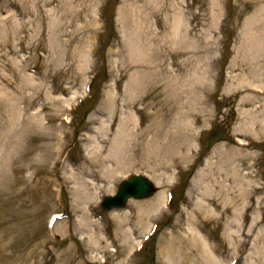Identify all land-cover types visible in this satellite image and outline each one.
<instances>
[{
    "label": "rangeland",
    "instance_id": "rangeland-1",
    "mask_svg": "<svg viewBox=\"0 0 264 264\" xmlns=\"http://www.w3.org/2000/svg\"><path fill=\"white\" fill-rule=\"evenodd\" d=\"M119 137L130 157L111 175ZM31 141L46 149L23 158ZM228 157L256 190L238 195ZM134 173L157 191L112 218L99 198ZM170 189L144 240L134 204ZM263 209L264 0H0V264H132L143 242L137 264H164L170 237L179 264H207L179 244L193 231L223 264H264Z\"/></svg>",
    "mask_w": 264,
    "mask_h": 264
},
{
    "label": "bare ground",
    "instance_id": "bare-ground-1",
    "mask_svg": "<svg viewBox=\"0 0 264 264\" xmlns=\"http://www.w3.org/2000/svg\"><path fill=\"white\" fill-rule=\"evenodd\" d=\"M137 45V44H136ZM136 45H134V47H130V52L132 54H135V51L137 53V47H135ZM138 55V54H136ZM16 68V67H15ZM26 77L25 78H30L29 76L25 75ZM10 81V80H9ZM16 88H18V85H16ZM16 88H14V92L16 91ZM10 96V95H9ZM8 101V99H7ZM13 102V101H12ZM33 118V116H32ZM127 118H124V120H122V123L123 124L125 121H126ZM31 119L28 120V124H27V127H30L32 125V123H29ZM129 120L128 123H130L132 121L131 118H128L127 121ZM27 122V121H26ZM12 127H14V123H11ZM30 125V126H29ZM122 126V125H121ZM122 128V127H121ZM52 138L55 140L54 144V155L56 156V159L57 161L61 158V150H60V147L62 146L61 144V138L59 136L58 133H55L54 135H52ZM35 143L33 141L30 142L29 145L25 146L22 150V157L23 158H26L27 156H29L31 154V152H33L35 150V148H38V150H42V151H45L46 149V146L45 144H42L40 146H35L34 145ZM149 149L153 150L154 151V147H150L149 146ZM116 152V158H115V164L113 165V167H109V166H105L104 167V170L105 172H109L111 173V175L114 173V171L116 170H119V169H122L124 168L125 164L129 161V155L126 153L127 151V148H126V142L123 140L122 137H119L117 142H116V147H113V150H108V153L109 152ZM121 151V152H120ZM118 155V156H117ZM226 160L228 161V170L226 169H223L224 172H226L227 175H232L234 176L235 178V181L238 180V183L236 181V183H234V187H237V190H238V195H244L245 191L243 189H249L251 187V182H249V180H245L246 179V176L248 175L249 176V173L248 172H241L239 171V168H236L237 166H235L233 164L234 162V157H228V159L226 158ZM125 161V162H124ZM94 163L93 160L90 161V165H92V163ZM226 176V175H225ZM241 179V181L239 180ZM239 183L243 184L245 183L244 187L245 188H241L239 185ZM83 186L79 187L78 188V195L80 197L84 196L85 195V190L88 188L87 185H89V182H82ZM205 185V184H204ZM246 192L247 193H250L251 190H256V188H251L250 190H248ZM164 199V193L163 192H160V193H157L155 194V196L151 199V200H148L146 202H142L141 204H134V208H136V205H137V212H136V215L135 217L137 218L138 222H139V227L140 228H143V227H148V221L145 222V211H151L152 209V212L158 207V205L160 204V202H162V200ZM85 201V200H84ZM224 202L225 205L229 206L231 203H233L235 201V199H233L232 201L228 200V199H223L222 200ZM86 202V201H85ZM209 205H211L210 203H208ZM224 204H222V206L224 207ZM199 208H201V211L204 213V215H211L212 211H211V208L210 207H207V205L205 204H201L198 206ZM147 209V210H145ZM235 212V210H234ZM262 212H264V209L262 210ZM153 215V214H152ZM118 216V217H117ZM120 216H127V214L125 212H120V213H113L111 217H117L119 218ZM213 216V215H211ZM147 223V225L145 224ZM239 232L242 234L244 233V228H241L239 230ZM248 234V233H246ZM198 237H197V236ZM181 236V235H180ZM187 240H190L189 241V244L190 245H195V246H200L202 247V250H203V253H206V256L208 259H206L208 261L207 264H223V262L221 260H216L213 256L209 255L210 253L206 252V245L204 244L203 240H201V238L199 237L198 233H196L195 231H193V234L192 236L190 237V239L188 238H184L183 236H181V239H179V244H182L183 242H187ZM177 243L178 241H176L174 238H167V241L164 243V245H162V249L160 251L162 257L164 258V260H166L167 262L165 264H179L178 263V260L176 259V250H177ZM262 246V245H261ZM264 246V245H263ZM204 248V249H203ZM169 250H172V255H168L167 253H169ZM263 251V250H262ZM260 251V252H262ZM167 252V253H166ZM66 254V257L64 259V261L62 262V264H78L76 262V257H74L71 253H65ZM63 256V255H61ZM63 259V257H62Z\"/></svg>",
    "mask_w": 264,
    "mask_h": 264
},
{
    "label": "water",
    "instance_id": "water-1",
    "mask_svg": "<svg viewBox=\"0 0 264 264\" xmlns=\"http://www.w3.org/2000/svg\"><path fill=\"white\" fill-rule=\"evenodd\" d=\"M151 190L152 187L145 178L141 176H134L120 185L116 197H107L104 200V206L110 207L113 204H122L124 198L128 194H133L137 197L146 196L151 192Z\"/></svg>",
    "mask_w": 264,
    "mask_h": 264
}]
</instances>
